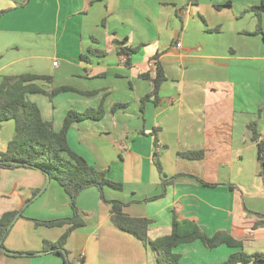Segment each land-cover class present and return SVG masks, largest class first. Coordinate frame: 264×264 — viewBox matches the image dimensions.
<instances>
[{
	"label": "crops",
	"instance_id": "crops-1",
	"mask_svg": "<svg viewBox=\"0 0 264 264\" xmlns=\"http://www.w3.org/2000/svg\"><path fill=\"white\" fill-rule=\"evenodd\" d=\"M263 2L0 0V83L4 76L33 74L52 77V84L37 82L46 91L76 89L53 100L29 95L56 130L72 109L105 107L102 120L72 126L69 145L124 184L122 191L108 189L105 195L124 202L128 216L150 219L151 240L171 234L175 209L209 236L227 232L243 243L245 253H264V227L254 229L264 221V167L249 129L257 123L264 144V34H256L253 11ZM122 45L140 50L121 55ZM157 63L167 81L158 103L147 102L142 112V99L153 85L141 76L154 73ZM116 104L123 106L113 111ZM11 122L0 124V153L14 137ZM103 138L110 148L99 144ZM156 151L167 177H179L164 198L145 202L162 192ZM191 151H202L204 157L180 155ZM46 182L39 170L0 168V218L22 210L4 248L33 254L14 256L0 248V264H65L44 250V242L58 243L68 227L34 221L73 214L69 196L55 181L38 195ZM77 207L86 226L72 232L65 246L72 264H158L156 252L113 225L110 205L97 188L80 193ZM236 251L226 245L209 250L200 241L174 250L180 264H223Z\"/></svg>",
	"mask_w": 264,
	"mask_h": 264
},
{
	"label": "trees",
	"instance_id": "trees-1",
	"mask_svg": "<svg viewBox=\"0 0 264 264\" xmlns=\"http://www.w3.org/2000/svg\"><path fill=\"white\" fill-rule=\"evenodd\" d=\"M253 11L258 18L256 34H264L262 29L264 2L260 6L254 7ZM139 50V47L133 48L122 45L119 51L121 55L132 56ZM90 53L104 56L103 51L96 49H90ZM155 57L157 58L158 56ZM82 58L89 60L87 56H82ZM154 69V73H146L141 76L144 79L151 80L153 85L152 91L142 99V112L145 111V104L147 102L153 101L155 104L158 103L161 88L167 81L161 63H157ZM39 81H46L52 84V77L33 74L8 75L4 76L0 83V124L8 121H13L15 124L13 139L8 143L7 149L0 153V168L35 169L45 175L49 174L51 180L55 181L69 196L73 212L70 218L51 221L34 220L39 226L49 228L68 227L58 243L44 242V250L46 252L62 257L65 264H72L65 246L72 232L86 226V220L77 207V198L84 190L95 187L100 192L101 200L110 205L111 222L113 225L133 235L156 252L158 264H180L181 255L175 253L174 250L180 245L196 241H200L209 250H214L223 245L232 249H238L223 264H264V253L252 255L245 253L242 250L243 243L234 239L227 232L219 231L213 236H209L202 230L196 220L181 219L175 209L172 210L173 224L171 234L151 240L149 238L150 225L152 224L150 219L128 216L124 211L126 207L124 202L108 200L105 195L106 189L122 191L124 184L110 179L107 171L98 170L90 165L86 159L74 152L69 145L68 133L72 126L86 120H102L106 115L105 107L101 105L98 108H88L85 111L72 109L67 112L62 128L56 130L52 121H46L43 118L38 104L30 100L29 95L42 94L53 100L55 96L61 93L77 92V90L63 86L46 91L37 84ZM122 106L121 104L114 105L113 111ZM249 129L252 131V140L257 143L258 161L264 167V144L263 141H260L257 123H251ZM153 136L155 137V147L157 150L160 147L157 129L154 130ZM180 155L192 160H199L204 157L202 151L185 152ZM154 163L161 175L162 192L157 196L145 199V202L164 198L167 187L173 184L179 177H167L160 161L159 152L157 151L154 155ZM199 181L205 186H214L202 180ZM18 212L20 211L6 212L0 218L1 249L4 248L5 240L14 226V220ZM261 217H264V215H261ZM260 227H264V221L257 223L254 229ZM12 254L14 256L33 255L32 253L23 254L18 252H13Z\"/></svg>",
	"mask_w": 264,
	"mask_h": 264
},
{
	"label": "water",
	"instance_id": "water-1",
	"mask_svg": "<svg viewBox=\"0 0 264 264\" xmlns=\"http://www.w3.org/2000/svg\"><path fill=\"white\" fill-rule=\"evenodd\" d=\"M46 176H47V182H46V185H45L44 188L39 192L38 195H40V194H42V193L44 192V190L46 189V187L48 186V184H49L50 181H51V176H50L49 174H47ZM21 215H22V210H21L20 212H18V214L16 215V218H15L14 222H15L18 218H20ZM3 251H5V252L8 253V254H12L11 252H9L8 250H6L5 248H3Z\"/></svg>",
	"mask_w": 264,
	"mask_h": 264
},
{
	"label": "rangeland",
	"instance_id": "rangeland-1",
	"mask_svg": "<svg viewBox=\"0 0 264 264\" xmlns=\"http://www.w3.org/2000/svg\"><path fill=\"white\" fill-rule=\"evenodd\" d=\"M93 108H97V107H93ZM10 124H13L14 126V122H11ZM4 126V125H3ZM5 136V135H4ZM101 141L99 142V144L103 145V146H108L109 148L111 147L110 142L108 143L106 138L100 139ZM108 190V189H106Z\"/></svg>",
	"mask_w": 264,
	"mask_h": 264
},
{
	"label": "built area",
	"instance_id": "built-area-1",
	"mask_svg": "<svg viewBox=\"0 0 264 264\" xmlns=\"http://www.w3.org/2000/svg\"><path fill=\"white\" fill-rule=\"evenodd\" d=\"M177 46H178V47H181V44H178ZM54 65H55V66H57V65H58V63H57V62H55V63H54Z\"/></svg>",
	"mask_w": 264,
	"mask_h": 264
}]
</instances>
